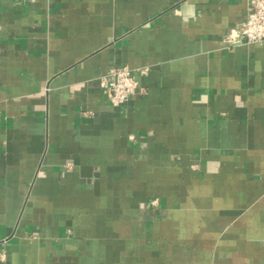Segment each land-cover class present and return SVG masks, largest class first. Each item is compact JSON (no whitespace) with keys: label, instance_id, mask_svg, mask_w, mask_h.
Wrapping results in <instances>:
<instances>
[{"label":"crops","instance_id":"1","mask_svg":"<svg viewBox=\"0 0 264 264\" xmlns=\"http://www.w3.org/2000/svg\"><path fill=\"white\" fill-rule=\"evenodd\" d=\"M247 8L0 0V264H264V41L228 38ZM115 66L139 82L118 106Z\"/></svg>","mask_w":264,"mask_h":264},{"label":"built area","instance_id":"2","mask_svg":"<svg viewBox=\"0 0 264 264\" xmlns=\"http://www.w3.org/2000/svg\"><path fill=\"white\" fill-rule=\"evenodd\" d=\"M29 1L34 0H20ZM238 39L229 35L233 42L255 43L264 41V0H248L245 19L237 26ZM100 84L109 103L118 106L126 103L139 90V82L135 71L127 66H115L107 74L101 76ZM152 200L151 205H156Z\"/></svg>","mask_w":264,"mask_h":264}]
</instances>
